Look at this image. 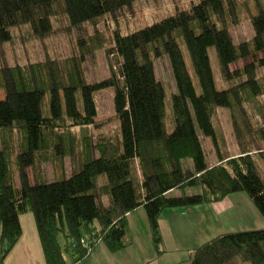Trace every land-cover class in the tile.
<instances>
[{"label": "trees", "instance_id": "obj_1", "mask_svg": "<svg viewBox=\"0 0 264 264\" xmlns=\"http://www.w3.org/2000/svg\"><path fill=\"white\" fill-rule=\"evenodd\" d=\"M140 1L0 0V50L22 28L44 40L62 27L79 35L80 46L72 58L26 67H11L0 56V264L22 238L20 218L28 213L46 264H77L101 244L113 254L124 250L131 244L128 216L139 209L146 212L157 257L166 253L160 217L167 209L216 204L246 193L264 218V56L259 57L264 55V0H193L188 9L149 26L129 33L116 28L107 47L98 26L116 21L118 13L132 14ZM242 15L254 37L236 45L230 28ZM86 26L96 32L89 35ZM106 48L116 65L112 59L110 77L90 83L84 63ZM211 49L222 90L215 84ZM164 57L178 90L170 112L155 71ZM249 58L252 63L231 71ZM107 89L114 90L117 134L96 142L86 135L82 144L68 129L96 126L95 97ZM221 109L232 114L238 156L231 155L216 125ZM207 140L215 163L208 161ZM65 158L73 162L70 175ZM51 162L60 169L52 181L42 168ZM186 189L199 193L187 195ZM175 191L183 194L170 197ZM186 262L264 264V229L221 234Z\"/></svg>", "mask_w": 264, "mask_h": 264}, {"label": "rangeland", "instance_id": "obj_2", "mask_svg": "<svg viewBox=\"0 0 264 264\" xmlns=\"http://www.w3.org/2000/svg\"><path fill=\"white\" fill-rule=\"evenodd\" d=\"M192 1L193 0H142L135 5L132 14H127L126 16L123 13H118L116 21L109 18L98 26V30L108 39L106 43L108 47L116 28H119L122 33L135 31L139 28L149 26L165 16L173 14L176 10L188 9ZM242 19L239 25H232L230 28L231 36L236 45L249 41L254 37V31L250 21L245 15H242ZM61 29L62 27H58L54 35L44 40L33 38L27 33L26 28L19 29L15 33L13 42L6 44L0 50V56H3L4 61L6 60V63L11 67H26L30 64L44 63L50 59L64 61L65 59L79 55V35L74 31L67 32ZM86 30L89 35L96 32L93 27L86 26ZM106 50L107 48L96 51L94 55L89 56L84 63L86 77L90 83L103 81L111 75L110 64L113 57L111 56V58L108 59ZM263 56V54H259L260 58ZM210 59L216 87L218 90H222L224 88V84L221 80L222 72L214 49L210 50ZM186 61L196 89L200 92L198 80L188 57H186ZM112 62L115 66V59H113ZM252 62V58L242 60L232 65L230 69L231 71L242 69ZM155 71L158 79L165 85L166 105L170 112L171 97L178 92L170 59L164 57L156 61ZM3 98L4 92L0 90V100ZM113 98V89L104 90L96 95L95 100L99 115L96 119V126L86 129H68L73 133L77 141L83 144V139L86 135H91L94 142H96L101 136H115L117 134L118 121L114 112ZM216 125L218 126L219 132L222 133L231 155L238 156L239 149L234 134L232 114L230 111L224 109L219 110ZM1 135L0 133V148L2 144ZM16 137L15 135L14 138ZM16 143L17 141L13 143L15 151ZM260 147L264 150V142L260 143ZM204 149L207 153L208 161L215 163L216 156L210 140H207ZM72 163L71 159L65 158L63 164L67 175H70L72 172ZM42 168L50 181L56 178L60 170L59 167L58 169L56 168L53 162L43 165ZM28 174L31 182H33L34 171L29 170ZM185 192L187 195L198 194L199 189H186ZM182 194V191H175L170 197H179ZM143 212L144 210H142L141 213ZM22 222L25 229V239L23 244H20L18 246L19 248L14 252L13 259L15 261H20L25 257L26 260L32 264L44 263V254L41 250L33 214L28 213L24 215ZM160 222L166 250L163 257H157V251L152 241L149 224L146 220L145 222L137 221L133 225L135 230L132 229L133 233L137 234L138 237L137 238L135 235V241L139 239L134 245L139 244V249L143 252L147 246V254L152 258L151 260L154 261V263L151 261L152 264H179L180 262L187 264L186 261L189 260L190 254L193 253L195 249L221 234L264 229V218L246 193L229 195L222 202L216 204L167 209L162 213ZM128 236H130V233ZM101 246L107 250L105 245H99L97 252H95L94 256L89 260H86L85 264H107L104 258L99 254ZM176 246L178 247L177 250ZM130 248V253L134 252L136 249L129 246L128 249ZM108 253L111 255L110 257H114L110 258L111 263L119 264L123 261L125 251L114 254L108 251ZM155 260L157 261L155 262Z\"/></svg>", "mask_w": 264, "mask_h": 264}, {"label": "crops", "instance_id": "obj_3", "mask_svg": "<svg viewBox=\"0 0 264 264\" xmlns=\"http://www.w3.org/2000/svg\"><path fill=\"white\" fill-rule=\"evenodd\" d=\"M142 210L143 209H139V210H137L136 212H134V213H132V214H130L129 216H128V221H129V233H130V236H129V238H130V246L131 247H134V248H136L135 249V251L134 252H132V253H130V251H131V248L130 249H128V247H126L124 250H122V251H125V253H124V257H123V261L122 262H120L119 264H152V262L154 263V261H152L151 259L152 258H150V256L147 254V252H148V249H147V246H146V248H145V250H144V252L143 251H141L140 249H139V247H140V245L139 244H137V245H134V243L136 244L137 242H138V240L139 239H137L136 241H135V235H136V237H137V234H134L133 233V230H135V227L133 228V225L137 222V221H139V222H145V220H146V222H148V219H147V216H146V212L144 211L143 213H141L142 212ZM26 215V214H25ZM24 217V215L23 216H21V218H20V220H21V224H22V229H23V235H22V238L20 239V241L18 242V244L15 246V248L10 252V254L7 256V258L5 259V264H32L31 262H29L28 260H26V258L24 257L23 258V260H20V261H15L14 259H13V254H14V252L17 250V248H19L18 246L20 245V244H23V241H24V239H25V229H24V225H23V222H22V218ZM160 228H161V222H160ZM37 229V228H36ZM133 229V230H132ZM37 233H38V231H37ZM39 236V235H38ZM138 238V237H137ZM39 240H40V238H39ZM102 245V244H101ZM40 246H41V243H40ZM99 248V246L95 249V251L93 252V254L89 257V258H87L86 260H89L91 257H93L94 256V254H95V252H97V249ZM169 248H171V247H169ZM172 249V248H171ZM178 249V247L176 246V250ZM41 250H42V246H41ZM43 251V250H42ZM121 252V251H120ZM99 254H100V256L101 257H103L104 258V260L106 261V263L107 264H112L111 263V259L110 258H114V257H110L111 255H109V253H108V251L104 248V247H100V251H99ZM112 254V253H111ZM23 256H25V255H23ZM99 256V257H100ZM149 256V257H148ZM145 257V258H144ZM163 257V256H162ZM190 257H191V254H190ZM190 259V258H189ZM86 260H84V261H81V262H79V263H77V264H85V261ZM152 261V262H151ZM157 260H155V262H156ZM43 262L44 263H42V264H46V262H45V258H44V255H43ZM180 263H182V262H180ZM179 263V264H180Z\"/></svg>", "mask_w": 264, "mask_h": 264}]
</instances>
